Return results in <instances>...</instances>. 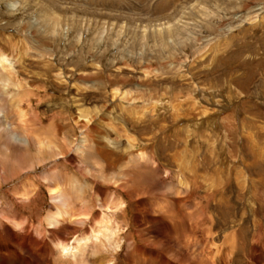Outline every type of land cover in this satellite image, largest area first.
<instances>
[{
	"label": "rangeland",
	"instance_id": "1",
	"mask_svg": "<svg viewBox=\"0 0 264 264\" xmlns=\"http://www.w3.org/2000/svg\"><path fill=\"white\" fill-rule=\"evenodd\" d=\"M0 47L24 66L36 129L54 123L71 153L18 175L0 166V212L45 222L48 172L111 214L96 263L264 264V0H0ZM44 61L59 80L25 71ZM84 136L87 163L71 151ZM19 182L39 190L32 203L13 193ZM76 236L63 260L92 254ZM192 240L210 253L187 252Z\"/></svg>",
	"mask_w": 264,
	"mask_h": 264
},
{
	"label": "bare ground",
	"instance_id": "2",
	"mask_svg": "<svg viewBox=\"0 0 264 264\" xmlns=\"http://www.w3.org/2000/svg\"><path fill=\"white\" fill-rule=\"evenodd\" d=\"M9 54L10 53L4 51V49L0 47V166L2 169H5L6 166L11 167L18 171L14 172V174L18 175L21 169L23 171L26 168L33 169L35 167L34 162L37 160L38 164L43 162L56 164L60 157L64 159L71 153L68 149L70 145L68 141L66 139L65 141L58 140L56 127L53 122L50 127H42L40 131L39 128L36 129V124L41 125L43 122L42 118H40V116L38 117L37 114H34L33 117L36 115L38 120H34L30 116L31 113L36 112V110L34 111L31 97V94L34 93L28 88L25 92L24 88L21 89L23 82L20 80V75L22 74L24 66H22L21 69L15 68V64L13 65L14 62L9 59ZM40 65L42 67H40L41 70L39 71H32L28 68L25 71L32 76H35L37 73L40 77H46V80L53 77L59 80L62 74L61 70H56L58 67L51 68L46 61L42 62ZM77 73L85 79L90 78L87 76L89 74L87 71L79 70ZM22 103L26 104V108L23 107ZM76 104L78 107L76 109L79 110L80 116L84 118L87 110L85 108H79L78 103ZM83 133V135H85L86 132ZM83 138L72 146L71 151L75 147V150L79 153L78 155L82 156L80 159L87 163L92 160V158L90 152H86L89 148L85 142L87 138L85 139V136ZM91 165L89 166L91 167ZM97 165L99 164L97 163ZM263 171L261 170L262 177H264ZM43 177L51 201L50 208L47 210V215L44 219L45 222L42 221L40 225L33 226L34 224H30L29 220L13 215L14 213L12 214L7 208H3L0 212V259H2L0 264H7L9 261L15 260L21 261L20 264H43L45 260H47L49 264H53L52 261L55 262L57 258L61 259L59 264H110L111 257L105 260V263H103L104 260L100 263H96L92 255L101 251V248L105 245L103 240L100 239L101 236L108 241L115 233V229L112 226L111 214L101 212L96 215L91 205L93 201L90 199L87 200L84 197L82 198L81 194L83 188H79L75 181L67 184L64 183L63 177L51 176L48 172L45 173ZM20 182L14 186L13 193L24 205L32 203V200L39 194V190L37 187L29 184L30 182ZM67 186H69L70 190H68L69 188ZM113 200L115 207L122 201L121 198H113ZM123 204L124 203H122V205ZM6 221H9L12 227L18 232L23 234L26 233L22 241L19 240L18 233L15 234L12 227L9 225L8 227L5 224ZM180 228L182 232L187 229L184 226ZM169 233L172 234L170 231ZM67 235H77L75 247H82V250H86L87 246L89 249L91 248L92 254L88 255V253L84 254L85 252H83L82 254L84 255H82V257L80 255V260L77 259L79 255L72 254V259L63 260L66 250L69 248V244L65 238ZM191 242L194 244L186 245L187 252L190 250L196 252L198 247H200L207 254L210 253L209 249L211 246H209L208 243L205 242L206 247H204L203 245L200 246L194 240ZM179 244L182 247L183 244L181 242ZM133 245L135 246V243H132V246ZM137 247L139 248V246ZM37 248H39L38 252L35 251ZM56 250L59 252L57 258H55ZM131 250L128 256H131L130 259H133L132 257L135 256V261H137L138 258L141 262H144V259L138 256L139 249L132 248ZM215 253L219 256L221 249L217 248ZM69 254L71 253L69 252ZM109 255H111V253ZM222 259L223 256L218 259L219 264H222Z\"/></svg>",
	"mask_w": 264,
	"mask_h": 264
}]
</instances>
